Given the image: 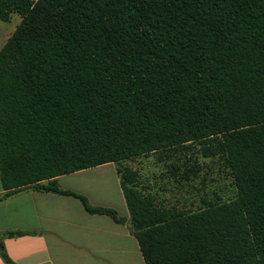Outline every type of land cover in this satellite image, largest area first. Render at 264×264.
<instances>
[{"label":"trees","instance_id":"1","mask_svg":"<svg viewBox=\"0 0 264 264\" xmlns=\"http://www.w3.org/2000/svg\"><path fill=\"white\" fill-rule=\"evenodd\" d=\"M0 202L154 152L218 156L235 198L158 208L118 169L144 264H264V0H0ZM171 164L189 181L196 158ZM181 161V160H180ZM122 171V172H121ZM0 258L13 264L4 251Z\"/></svg>","mask_w":264,"mask_h":264},{"label":"crops","instance_id":"2","mask_svg":"<svg viewBox=\"0 0 264 264\" xmlns=\"http://www.w3.org/2000/svg\"><path fill=\"white\" fill-rule=\"evenodd\" d=\"M150 155H154L158 162L175 156L172 152L165 154L159 151L56 177L61 190L83 195L92 207L113 210L121 208L127 224H116L106 215L88 214L78 199L50 192L24 190L0 202V234L9 231L26 233L2 239L8 258L13 264H144L137 242L130 233L131 213L118 169L123 171L128 168L135 172L133 188L142 196L152 198L156 207L180 208L176 203H164L156 192L151 193V188L147 186L140 171L127 164ZM110 164L115 166V185L118 189L114 198L110 195L109 187L99 186L112 178L85 174L104 169ZM171 164L173 162L165 165L166 173L173 176ZM2 193L0 184V194ZM235 196L236 191L233 197L218 199L216 202L231 200ZM203 207L182 209L194 211ZM0 264H4L1 258Z\"/></svg>","mask_w":264,"mask_h":264},{"label":"rangeland","instance_id":"3","mask_svg":"<svg viewBox=\"0 0 264 264\" xmlns=\"http://www.w3.org/2000/svg\"><path fill=\"white\" fill-rule=\"evenodd\" d=\"M19 22L20 17L16 13L10 15L8 22L0 21V48ZM176 157L175 155L164 162H158L154 155H150L147 158H137L127 164L140 171L147 186H150L151 193L156 192L158 197L165 201L164 203H176L180 208L203 207L201 198H204V202H213L216 198L226 200L235 195L231 179L227 176V168L218 156H204L201 148L199 150L195 148L192 153H187L186 157H180L181 161H177ZM182 158L190 159V161L196 158L197 161L199 170L195 177H191L189 181L166 173V164L172 162L181 164ZM107 166L104 169L85 174L86 176L112 178L99 186L109 187L110 195L114 198L118 192L115 185V166L112 164ZM115 210L118 216L124 217V211L121 208Z\"/></svg>","mask_w":264,"mask_h":264}]
</instances>
